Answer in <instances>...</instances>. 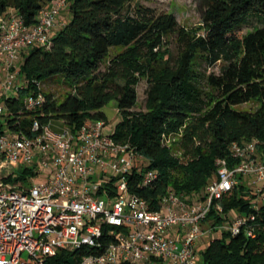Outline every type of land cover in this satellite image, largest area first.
Masks as SVG:
<instances>
[{"label":"trees","instance_id":"trees-1","mask_svg":"<svg viewBox=\"0 0 264 264\" xmlns=\"http://www.w3.org/2000/svg\"><path fill=\"white\" fill-rule=\"evenodd\" d=\"M55 1L0 0V14L14 10L31 26ZM148 1L67 0L71 16L51 47L25 53L21 73L29 86L21 99L6 100V119L20 120L27 131L35 117L43 124L63 120L76 131L89 120L108 123L102 109L115 101L122 119L114 139L133 145L147 163L129 175V189L158 209L171 191L203 196L218 177L217 160H232L233 142L264 141V0H198L200 36L180 24L175 13ZM251 17L258 25L243 33ZM204 64H220V71L203 72ZM58 76L68 87L64 97L43 90L44 105L27 111L23 98ZM144 78L146 108L136 110ZM250 101L258 102L255 110L237 109ZM148 170H157L158 177L144 185ZM222 204L223 214L212 210L207 223L221 225L231 220L232 211L255 213L256 236L245 227L237 235L221 231L200 251L201 264H264V199L242 179ZM87 252L61 249L46 264H80Z\"/></svg>","mask_w":264,"mask_h":264},{"label":"built area","instance_id":"built-area-1","mask_svg":"<svg viewBox=\"0 0 264 264\" xmlns=\"http://www.w3.org/2000/svg\"><path fill=\"white\" fill-rule=\"evenodd\" d=\"M66 6L56 0L31 26L14 10L0 14V264H46L61 249H86L80 264H201L198 244L207 232L237 235L245 227L255 237V213L215 226L206 220L214 209L223 214V199L242 179L264 197L260 139L233 142V161L217 160L218 177L203 196L171 191L157 209L129 189V175L147 165L144 155L106 132L105 120L73 131L63 120L55 130L53 121L35 117L27 131L6 119V100L21 99L29 86L21 73L25 53L51 47ZM38 89L23 98L27 111L44 105L42 84ZM42 170L46 181L37 183ZM157 177V170L145 171L142 183Z\"/></svg>","mask_w":264,"mask_h":264},{"label":"rangeland","instance_id":"rangeland-1","mask_svg":"<svg viewBox=\"0 0 264 264\" xmlns=\"http://www.w3.org/2000/svg\"><path fill=\"white\" fill-rule=\"evenodd\" d=\"M146 4L156 7L159 10L169 11L176 14L178 17V20L180 24L186 26L194 35L200 36L203 34V29L201 28V13L199 10L198 0H150L146 2ZM71 16V12L69 11L68 5L62 10V13L59 17V20L61 23L67 22ZM256 25H258V22L256 18L251 17L250 22L242 26L243 33L247 32L248 30L253 29ZM172 50L175 54H177V44L175 43V40L172 43ZM219 65L207 67L205 64L202 65L201 70L203 72H219ZM205 85V84H204ZM44 91H49L54 93L55 97L58 99H62L65 95V93L68 90V87L63 82L62 77H54L50 80H46L44 86ZM148 88V82L147 79H142L138 85V94H139V101L138 105L136 106V110H145L146 108V91ZM205 89L209 90V87H206ZM258 102L256 101H250L247 103H243L237 106V109L240 110H255L258 107ZM105 114L107 115L108 124L105 128L106 132H113L115 130V127L122 119V115L118 110V106L115 101L110 102L102 109ZM64 126V123L61 120H53L52 127L55 130H61V128ZM175 140V139H174ZM173 140V141H174ZM176 149L178 146H175ZM175 149V151H176ZM180 154V152H179ZM46 181V174L44 170L41 171V173L36 177L35 182L41 183ZM244 181L249 182V180L246 178ZM27 185H30L31 182H27ZM187 196V195H186ZM260 199H264V197H260ZM235 211H232L231 219L239 216ZM220 236V232H207L204 236V239L201 240V242L198 244V250L201 251L205 249L210 240Z\"/></svg>","mask_w":264,"mask_h":264},{"label":"crops","instance_id":"crops-1","mask_svg":"<svg viewBox=\"0 0 264 264\" xmlns=\"http://www.w3.org/2000/svg\"><path fill=\"white\" fill-rule=\"evenodd\" d=\"M61 20V19H60ZM61 28V26L58 28V29H56L57 31H59V29ZM204 239V238H203Z\"/></svg>","mask_w":264,"mask_h":264}]
</instances>
